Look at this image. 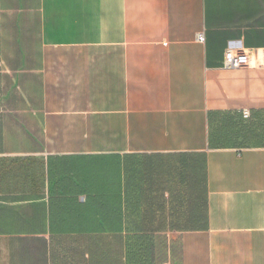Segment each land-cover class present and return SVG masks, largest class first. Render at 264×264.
I'll return each instance as SVG.
<instances>
[{
    "label": "crops",
    "instance_id": "1",
    "mask_svg": "<svg viewBox=\"0 0 264 264\" xmlns=\"http://www.w3.org/2000/svg\"><path fill=\"white\" fill-rule=\"evenodd\" d=\"M0 264H264V0H0Z\"/></svg>",
    "mask_w": 264,
    "mask_h": 264
},
{
    "label": "built area",
    "instance_id": "2",
    "mask_svg": "<svg viewBox=\"0 0 264 264\" xmlns=\"http://www.w3.org/2000/svg\"><path fill=\"white\" fill-rule=\"evenodd\" d=\"M197 41H203V33H198L196 36ZM257 53L253 55L255 59L257 58ZM251 55L246 52L235 51L233 48L228 47L224 52L223 57V68L226 70H236L247 67L251 61ZM242 116L248 118L250 116V111L245 108L242 110Z\"/></svg>",
    "mask_w": 264,
    "mask_h": 264
},
{
    "label": "rangeland",
    "instance_id": "3",
    "mask_svg": "<svg viewBox=\"0 0 264 264\" xmlns=\"http://www.w3.org/2000/svg\"><path fill=\"white\" fill-rule=\"evenodd\" d=\"M218 93H220V95H223V92H224V88H223V86H221L220 84H219V86H218ZM222 99L223 100H221V97H219V98H217V101H216V105H217V109H214L213 111H212V131H213V133H214V131H216L217 132V130L219 131V130H221L222 128H221V121H222V119H223V117L224 116H222L223 114H221V113H226V112H229V113H233V114H235L236 115V112H235V110H232V111H226V110H224V109H218L219 107H221V106H224V98H223V96H222ZM215 105V106H216ZM222 137H224V136H222ZM227 138V137H226ZM232 138H229L228 140H230L231 142H232V140H231ZM263 141V139H258V140H255L254 141V143L255 144H260L261 142Z\"/></svg>",
    "mask_w": 264,
    "mask_h": 264
},
{
    "label": "trees",
    "instance_id": "4",
    "mask_svg": "<svg viewBox=\"0 0 264 264\" xmlns=\"http://www.w3.org/2000/svg\"><path fill=\"white\" fill-rule=\"evenodd\" d=\"M203 207H204V214H203V227L207 226V202H206V198H205V171H204V202H203ZM188 223V221H187ZM147 241L146 237H140V242L142 244H144ZM144 250V251H143ZM144 253L145 255H147L149 253V247H145V249H141V253Z\"/></svg>",
    "mask_w": 264,
    "mask_h": 264
}]
</instances>
